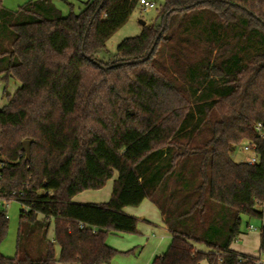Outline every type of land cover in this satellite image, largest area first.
<instances>
[{"label": "trees", "instance_id": "trees-1", "mask_svg": "<svg viewBox=\"0 0 264 264\" xmlns=\"http://www.w3.org/2000/svg\"><path fill=\"white\" fill-rule=\"evenodd\" d=\"M56 1L73 6L0 1V81L19 84L0 110V198L21 206L15 255L0 264H111L107 237L136 235L123 210L144 200L171 234L151 264H257L231 245L244 218L263 221L264 0H163L110 64L96 55L139 0H88L67 16ZM247 143L254 165L231 157ZM115 175L108 202H72ZM7 229L2 209L0 246Z\"/></svg>", "mask_w": 264, "mask_h": 264}, {"label": "crops", "instance_id": "crops-1", "mask_svg": "<svg viewBox=\"0 0 264 264\" xmlns=\"http://www.w3.org/2000/svg\"><path fill=\"white\" fill-rule=\"evenodd\" d=\"M0 1L3 4L4 0ZM114 178L112 179L113 181ZM104 188L95 191L94 194H89V191L80 193L72 199V202L78 204L106 203L110 199L112 187L109 191L103 190ZM102 191H105V194L100 196ZM123 212L138 220L137 234H110L107 237L106 244L120 253L115 257L111 264H151L155 257L166 251L171 242V234L163 224L161 214L155 205H153L149 200H144L134 210H131V208H125ZM261 226L264 228L263 223ZM247 228L249 229V232H242L238 239L232 243L231 249L239 254L257 257L259 258V262L264 264V258L262 259V256L259 254L260 234L255 238V236L250 233L254 232L255 228L251 225H249ZM48 239H53L52 226L48 231ZM140 247L143 248V252H137V254L135 250L139 249ZM197 248L199 250L206 251V249L201 245H197ZM255 251L258 253V255L253 253ZM136 254L137 257H135ZM58 256L59 249L56 247V257L58 258ZM202 264L206 263L203 262Z\"/></svg>", "mask_w": 264, "mask_h": 264}, {"label": "rangeland", "instance_id": "rangeland-1", "mask_svg": "<svg viewBox=\"0 0 264 264\" xmlns=\"http://www.w3.org/2000/svg\"><path fill=\"white\" fill-rule=\"evenodd\" d=\"M29 1H37V0H4L3 6L8 10H16L18 7L24 5L25 3ZM69 3H72L73 6L70 7L69 5L61 2L56 1L55 6L56 8L61 12L63 16H67L70 11L72 10L74 14H78L80 10L82 9V3L88 1V0H67ZM154 2L155 9L154 10H147L143 11L139 6L135 9L132 16L128 20V22L120 28L105 44V48L99 52L96 55V58L102 62L103 64H110L113 62V58L116 54L117 46L127 38H133L140 35L142 32L143 26L142 24H145L147 26L158 23V10L163 5V0H149ZM19 88V84L15 81H8L7 83L0 81V110L7 104L8 102V96H12L17 89ZM243 146H239L236 148L234 153L232 154V159L235 162H244L246 154L243 153ZM116 178V175H115ZM114 178V179H115ZM113 180H110L106 183V187L103 190L109 191L112 187ZM93 192V193H92ZM95 191H89V194H94ZM105 194V191H102L100 196H103ZM131 208V210H134L136 207H126ZM5 210L7 219H8V229L6 233V237L3 241V243L0 246V252L4 254V256L7 257H13L15 255V246H16V237H17V230H18V221H19V212L21 210V206L18 202L10 201L8 203H0V210ZM260 209V207H259ZM261 209L263 210V221L260 222L258 220H248L247 218L243 219V223L241 226L242 232H249V229L247 228V224L251 225L255 228L254 232H250L255 236H259L262 228V223L264 226V203L261 206ZM253 231V230H252ZM137 253L143 252V248H139L135 250ZM130 253V252H129ZM137 253V254H138ZM256 255L258 253L255 251L253 252ZM137 254L135 257H137ZM130 255V254H129ZM262 259L264 258V255H261Z\"/></svg>", "mask_w": 264, "mask_h": 264}, {"label": "built area", "instance_id": "built-area-1", "mask_svg": "<svg viewBox=\"0 0 264 264\" xmlns=\"http://www.w3.org/2000/svg\"><path fill=\"white\" fill-rule=\"evenodd\" d=\"M139 7L143 11L154 10L155 9V4H154V2L149 1V0H139ZM256 129L260 130V125H258ZM242 149H243L242 150L243 153L246 154L244 162H246L249 165L256 164L257 161H258L256 145L252 144V143H247V144L243 145ZM0 203H3L1 198H0ZM257 264H261V263L258 262Z\"/></svg>", "mask_w": 264, "mask_h": 264}, {"label": "water", "instance_id": "water-1", "mask_svg": "<svg viewBox=\"0 0 264 264\" xmlns=\"http://www.w3.org/2000/svg\"><path fill=\"white\" fill-rule=\"evenodd\" d=\"M142 26H144V24H142ZM22 151L25 153L26 159L29 160L30 158V142L29 141L23 142Z\"/></svg>", "mask_w": 264, "mask_h": 264}]
</instances>
